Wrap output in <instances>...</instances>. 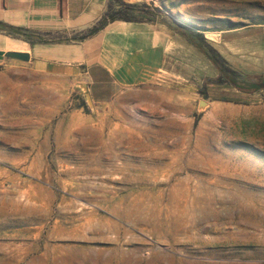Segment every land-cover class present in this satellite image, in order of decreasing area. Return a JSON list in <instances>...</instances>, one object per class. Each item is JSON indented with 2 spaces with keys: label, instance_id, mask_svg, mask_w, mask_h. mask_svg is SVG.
Returning <instances> with one entry per match:
<instances>
[{
  "label": "rangeland",
  "instance_id": "1",
  "mask_svg": "<svg viewBox=\"0 0 264 264\" xmlns=\"http://www.w3.org/2000/svg\"><path fill=\"white\" fill-rule=\"evenodd\" d=\"M128 1L206 35L264 21V0ZM200 87L0 62V264H264V88Z\"/></svg>",
  "mask_w": 264,
  "mask_h": 264
},
{
  "label": "crops",
  "instance_id": "2",
  "mask_svg": "<svg viewBox=\"0 0 264 264\" xmlns=\"http://www.w3.org/2000/svg\"><path fill=\"white\" fill-rule=\"evenodd\" d=\"M106 3L0 0V21L62 37L29 42L0 26V62L20 60L33 71L69 77L79 86L94 90L131 87L153 79L234 87L213 82L219 73L217 67L168 22L115 19L84 38H72L99 18ZM204 35L241 77L264 75V21ZM17 52H25L27 57H18Z\"/></svg>",
  "mask_w": 264,
  "mask_h": 264
},
{
  "label": "trees",
  "instance_id": "3",
  "mask_svg": "<svg viewBox=\"0 0 264 264\" xmlns=\"http://www.w3.org/2000/svg\"><path fill=\"white\" fill-rule=\"evenodd\" d=\"M122 19L129 21H164L181 34L185 39L192 43L197 49L202 51L217 67L219 73L212 79L216 83H228L235 86L239 91L251 93L264 88V75L253 77H241L240 73L232 68L223 56L206 40L204 32L200 25L193 23L191 20L179 16V20L172 18L159 5H152L145 1H128V0H107L106 7L99 18L89 27L74 33L72 38H84L97 30L106 26L112 20ZM236 23H233L232 26ZM0 26L11 34L22 37L23 39L32 41L59 40L62 37L57 34H45L21 26H15L0 21ZM207 85L203 82L199 88V92L204 96L207 95ZM224 99L225 98H220ZM232 101V100H231ZM86 109L87 106L85 105ZM198 117L196 115L195 121Z\"/></svg>",
  "mask_w": 264,
  "mask_h": 264
},
{
  "label": "water",
  "instance_id": "4",
  "mask_svg": "<svg viewBox=\"0 0 264 264\" xmlns=\"http://www.w3.org/2000/svg\"><path fill=\"white\" fill-rule=\"evenodd\" d=\"M16 55L18 57H21V58H26L27 57V54L25 52H17ZM87 99H88V96H87ZM205 105H207V102L205 100H199V102H198V108H202Z\"/></svg>",
  "mask_w": 264,
  "mask_h": 264
}]
</instances>
